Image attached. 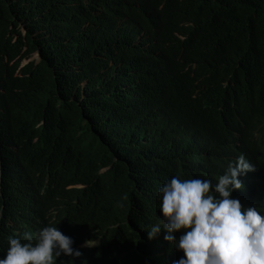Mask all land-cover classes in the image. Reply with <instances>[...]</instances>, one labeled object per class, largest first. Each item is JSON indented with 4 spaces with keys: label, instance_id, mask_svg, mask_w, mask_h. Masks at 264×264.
Here are the masks:
<instances>
[{
    "label": "trees",
    "instance_id": "16d2710c",
    "mask_svg": "<svg viewBox=\"0 0 264 264\" xmlns=\"http://www.w3.org/2000/svg\"><path fill=\"white\" fill-rule=\"evenodd\" d=\"M38 50L43 63L22 68ZM84 80L117 89L133 84L131 91L147 99L135 118L161 146L160 162L183 161L202 147L219 169L215 148L230 132L264 140V0H0V142H15L0 156L9 165L25 164L34 191L46 200L39 211L56 206L70 233L93 224L113 264H162L161 254L171 260L172 248L137 235L118 205L90 200L89 210L88 190H74L106 189L110 175L98 171L115 157L88 127L66 132L67 121L56 114L64 109L65 118L80 122L77 102L69 100ZM154 110L158 132L144 128ZM42 120L44 135L36 129ZM139 199L137 208L146 206L152 216L149 196ZM115 226L122 228L108 235Z\"/></svg>",
    "mask_w": 264,
    "mask_h": 264
},
{
    "label": "clouds",
    "instance_id": "9594fccd",
    "mask_svg": "<svg viewBox=\"0 0 264 264\" xmlns=\"http://www.w3.org/2000/svg\"><path fill=\"white\" fill-rule=\"evenodd\" d=\"M43 61L38 50L21 67L34 63L37 68ZM152 72L157 73L154 79H160L159 68ZM133 87L123 82L117 89L84 80L79 95L69 100H76L80 122L65 118L64 109L56 113L67 121L66 132L76 125L88 127L90 135L95 133L115 156L114 165L98 171L100 177L110 175L106 189L74 187L88 190L87 208L94 210L90 200L102 207L118 205L137 235L172 248L171 260L168 254L157 258L162 264H264V140H244L240 133L230 132L215 148L223 160L219 169L202 147L183 161L160 162L161 146L135 118L137 106L148 108V101L132 92ZM44 126L42 120L36 129L43 134ZM151 126L159 131L158 110L145 120L144 128ZM101 129L112 140L103 137ZM66 139L65 133L60 141ZM14 147L15 142H0V155ZM5 158L0 156V264H113L110 256L103 255L105 237L94 232L93 224L70 233L67 218L56 206L39 211L36 205L46 200L34 191L25 164L9 165ZM118 164L120 169L114 171ZM133 182L136 188L130 186ZM143 195L149 196L152 216L146 206L137 208ZM21 211L26 214L20 215ZM37 218L44 220L39 223ZM121 228L112 227L108 235ZM126 259L127 255L122 257V263Z\"/></svg>",
    "mask_w": 264,
    "mask_h": 264
},
{
    "label": "bare ground",
    "instance_id": "6f19581e",
    "mask_svg": "<svg viewBox=\"0 0 264 264\" xmlns=\"http://www.w3.org/2000/svg\"><path fill=\"white\" fill-rule=\"evenodd\" d=\"M39 221H42V219H41V220H39ZM39 221H38V222H39ZM39 223H40V222H39ZM64 260H65V261H64L63 263H67V260H66V259H64Z\"/></svg>",
    "mask_w": 264,
    "mask_h": 264
},
{
    "label": "rangeland",
    "instance_id": "374dc122",
    "mask_svg": "<svg viewBox=\"0 0 264 264\" xmlns=\"http://www.w3.org/2000/svg\"><path fill=\"white\" fill-rule=\"evenodd\" d=\"M35 59H37V57H36ZM26 63H27V62H26Z\"/></svg>",
    "mask_w": 264,
    "mask_h": 264
}]
</instances>
